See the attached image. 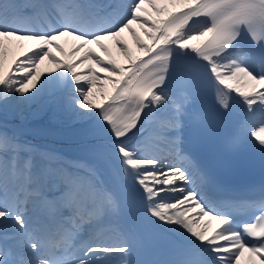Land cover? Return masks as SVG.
Returning a JSON list of instances; mask_svg holds the SVG:
<instances>
[{
    "label": "snow or ice",
    "instance_id": "obj_1",
    "mask_svg": "<svg viewBox=\"0 0 264 264\" xmlns=\"http://www.w3.org/2000/svg\"><path fill=\"white\" fill-rule=\"evenodd\" d=\"M146 3L163 18L146 16ZM168 3L176 10L158 7L157 0H0V89L24 94L39 79L36 72L17 87L11 72L3 74L8 40L35 42L23 58L28 66L51 58L76 84L86 81L87 87L77 89L83 96L79 106L97 110L109 127L114 178L126 194L99 188L89 178L91 170L82 176L60 168L62 188L50 200L43 186L48 170L39 172L30 159H21L19 146L0 138V264H241L245 252L264 264V189L247 198L210 202L205 191L210 180L194 165L186 166L181 140L187 106L214 90L215 113L223 109L220 114L227 115L236 104L243 105L244 118L235 134L264 152V0ZM26 9L32 10L31 17H25ZM33 17L50 19L54 26L23 22ZM125 32L140 55L122 39ZM65 36L79 42L71 55L84 53L81 65L90 62V75L78 74L76 63L53 54V48L65 53L58 42ZM105 41L114 42L127 67ZM24 66L18 62L15 71ZM97 89L99 99H93ZM125 211H138L139 221L122 226ZM240 212L251 218L242 220ZM201 217L218 221L211 236L208 225L194 226ZM83 222H89L86 240L79 237ZM112 230L119 231V238L105 239L102 234ZM156 230L176 237L162 254L149 247Z\"/></svg>",
    "mask_w": 264,
    "mask_h": 264
},
{
    "label": "bare ground",
    "instance_id": "obj_2",
    "mask_svg": "<svg viewBox=\"0 0 264 264\" xmlns=\"http://www.w3.org/2000/svg\"><path fill=\"white\" fill-rule=\"evenodd\" d=\"M86 2H105L106 0H82ZM109 3H117L118 1L108 0ZM11 2H14L11 0ZM157 6L160 8H167L169 11H173L175 6L168 3V0H157ZM147 12L146 16H150L153 19L163 18L153 11L151 5L145 4ZM140 35L144 37L143 32L139 29L137 25H134ZM122 39L128 41L129 45L132 46L135 55H140L136 46L132 42V37L128 32L122 34ZM60 44L64 45L65 53L57 51L56 48L52 49L53 54L58 58V60L66 61L69 63H76V71L78 74L90 75L88 71L90 67V62L82 61L84 55L83 52L78 53L76 56H72V50L74 46L79 43L75 41L72 37L65 36L58 41ZM112 49L113 56L117 61L128 66L127 60L117 51L113 46V41H105ZM35 42L30 41H19V40H8L6 41L7 57L4 59L3 63V74L12 73L13 77L17 81L16 86L21 87L19 81L21 79H31V74L39 73V79L35 81V87L32 84L27 85V92L20 94L14 90L11 94L7 90L0 89V122H13V123H32L36 120L45 121L55 125L71 124L78 122L86 117H89L94 110L85 111L80 108L79 104L82 101L83 96L81 91L77 89L82 87H87V82L82 81L84 85H78L73 81L71 74L66 69H58L56 67V61L51 60V58H45L42 61L37 62L33 66H28L27 62L23 59L25 54L31 49L35 48ZM91 48L95 49L96 52H100V49L96 45H91ZM101 55H104L101 53ZM105 59L108 57L105 55ZM25 65L19 71H15V65L17 63ZM97 73L103 76V73H99V69H96ZM20 74V77L17 74ZM235 85V81L230 82ZM93 99H99L98 89L93 90ZM241 105V104H240ZM243 107V105H241ZM244 108V107H243ZM183 129V128H182ZM0 138H6L13 142L15 145L19 146L21 149V159H30L33 162L34 167L37 169L36 163H39V170L43 172L46 169V165L49 164L50 172L57 174L60 168H64L70 172L82 171L83 173L95 172V167H90L87 163H79L74 166L73 170H70L69 163H63L58 165L57 157H63L65 161H70L71 159L63 155L55 154L41 146H35L28 139L22 138L10 132V130L5 126H0ZM160 151L165 152L167 148L164 145L157 146ZM168 152V151H167ZM49 158H55L54 160H49ZM45 159V160H44ZM48 162V163H47ZM186 166L191 167V164L185 162ZM51 176V175H50ZM48 176V177H50ZM83 176V174H82ZM47 177V178H48ZM208 225V235L213 230L214 227L218 228V221H210L207 218ZM195 226V225H194ZM248 259V264H261V259L259 256H255L249 252H245L244 256L241 257V264L243 261Z\"/></svg>",
    "mask_w": 264,
    "mask_h": 264
}]
</instances>
